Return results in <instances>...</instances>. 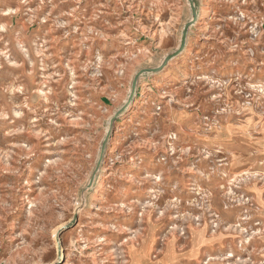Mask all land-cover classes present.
<instances>
[{"label": "rangeland", "instance_id": "374dc122", "mask_svg": "<svg viewBox=\"0 0 264 264\" xmlns=\"http://www.w3.org/2000/svg\"><path fill=\"white\" fill-rule=\"evenodd\" d=\"M195 1L113 118L187 1L0 0V264H264V0Z\"/></svg>", "mask_w": 264, "mask_h": 264}, {"label": "water", "instance_id": "95a60500", "mask_svg": "<svg viewBox=\"0 0 264 264\" xmlns=\"http://www.w3.org/2000/svg\"><path fill=\"white\" fill-rule=\"evenodd\" d=\"M186 1H187L188 5H189L191 17H190V20L183 27L178 48L173 53L166 55L164 57L162 63L158 67L152 68V69H143V70L138 71L134 75L133 80H132V83H131L130 93L128 95L127 101L114 114V117L113 118H117L128 107V105L132 102L133 97H134L135 92H136V86H137L138 80H139V78L141 76L147 75V74H155V73L161 71L167 65V63L169 61L175 59L183 51V49L185 47V43H186L187 32L196 23L197 16H198L196 1L195 0H186ZM111 122H112V120H111ZM110 134H111V131L109 130L108 133H107V135H106V137H105V139H104V141H103V143H102V145H101V148H100V157H99V159L97 161V165H96V167H95V169H94V171H93V173L91 175V178H90V180L88 182L87 187H90L92 185V183H93L94 177H95V175H96V173H97V171L99 169V165H100V162H101L102 154L104 152L105 142L109 138Z\"/></svg>", "mask_w": 264, "mask_h": 264}, {"label": "bare ground", "instance_id": "6f19581e", "mask_svg": "<svg viewBox=\"0 0 264 264\" xmlns=\"http://www.w3.org/2000/svg\"><path fill=\"white\" fill-rule=\"evenodd\" d=\"M119 127V126H118ZM118 130H120V128H118ZM60 258H61V256H60ZM62 261H63V259H61Z\"/></svg>", "mask_w": 264, "mask_h": 264}]
</instances>
